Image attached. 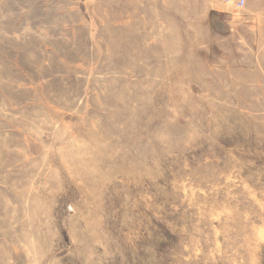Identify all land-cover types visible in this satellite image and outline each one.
<instances>
[{
	"label": "rangeland",
	"instance_id": "rangeland-1",
	"mask_svg": "<svg viewBox=\"0 0 264 264\" xmlns=\"http://www.w3.org/2000/svg\"><path fill=\"white\" fill-rule=\"evenodd\" d=\"M0 264H264V0H0Z\"/></svg>",
	"mask_w": 264,
	"mask_h": 264
},
{
	"label": "built area",
	"instance_id": "built-area-1",
	"mask_svg": "<svg viewBox=\"0 0 264 264\" xmlns=\"http://www.w3.org/2000/svg\"><path fill=\"white\" fill-rule=\"evenodd\" d=\"M230 3H234L237 6H243L245 4V0H228Z\"/></svg>",
	"mask_w": 264,
	"mask_h": 264
}]
</instances>
